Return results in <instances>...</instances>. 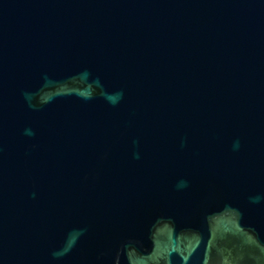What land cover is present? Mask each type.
Listing matches in <instances>:
<instances>
[{
    "label": "water",
    "instance_id": "95a60500",
    "mask_svg": "<svg viewBox=\"0 0 264 264\" xmlns=\"http://www.w3.org/2000/svg\"><path fill=\"white\" fill-rule=\"evenodd\" d=\"M0 264H264V0H0Z\"/></svg>",
    "mask_w": 264,
    "mask_h": 264
}]
</instances>
